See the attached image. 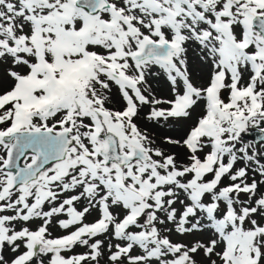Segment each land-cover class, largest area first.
Segmentation results:
<instances>
[{"label": "snow or ice", "instance_id": "obj_1", "mask_svg": "<svg viewBox=\"0 0 264 264\" xmlns=\"http://www.w3.org/2000/svg\"><path fill=\"white\" fill-rule=\"evenodd\" d=\"M0 264H264V0H0Z\"/></svg>", "mask_w": 264, "mask_h": 264}, {"label": "water", "instance_id": "obj_2", "mask_svg": "<svg viewBox=\"0 0 264 264\" xmlns=\"http://www.w3.org/2000/svg\"><path fill=\"white\" fill-rule=\"evenodd\" d=\"M248 134L251 136L252 139L256 141H259L262 135L258 129H251Z\"/></svg>", "mask_w": 264, "mask_h": 264}, {"label": "rangeland", "instance_id": "obj_3", "mask_svg": "<svg viewBox=\"0 0 264 264\" xmlns=\"http://www.w3.org/2000/svg\"><path fill=\"white\" fill-rule=\"evenodd\" d=\"M246 135H247V137H248L249 139H252L251 136H250L248 133H247Z\"/></svg>", "mask_w": 264, "mask_h": 264}]
</instances>
